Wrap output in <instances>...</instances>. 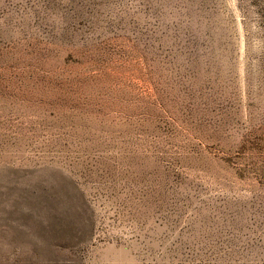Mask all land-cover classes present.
<instances>
[{"label": "rangeland", "instance_id": "1", "mask_svg": "<svg viewBox=\"0 0 264 264\" xmlns=\"http://www.w3.org/2000/svg\"><path fill=\"white\" fill-rule=\"evenodd\" d=\"M0 264H264V0H0Z\"/></svg>", "mask_w": 264, "mask_h": 264}]
</instances>
